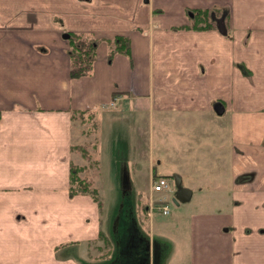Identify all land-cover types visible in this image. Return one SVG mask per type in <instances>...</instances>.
<instances>
[{
  "label": "crops",
  "instance_id": "1",
  "mask_svg": "<svg viewBox=\"0 0 264 264\" xmlns=\"http://www.w3.org/2000/svg\"><path fill=\"white\" fill-rule=\"evenodd\" d=\"M206 8L227 14L225 35L182 28L193 10ZM67 32L124 34L130 54L108 61L101 41L91 75L71 78ZM217 101L220 115L231 113L212 135L203 118L215 113ZM90 109L98 123L122 113L154 117L158 125L160 116L186 122L172 130L186 148L185 165L220 170L213 154L197 159L200 148H219L231 174L199 179L209 201L217 191V202L224 199L218 213L174 211L157 221L156 213H170L152 205L153 180L181 181L183 174L152 165L153 154L143 148L145 120L135 124L141 140L129 161L142 156L146 174L133 160L126 184L110 150V177H93L101 206L89 195L70 196V163H83L71 151L82 131L71 117ZM210 219L219 230L213 243ZM0 264H264V0H0Z\"/></svg>",
  "mask_w": 264,
  "mask_h": 264
},
{
  "label": "rangeland",
  "instance_id": "2",
  "mask_svg": "<svg viewBox=\"0 0 264 264\" xmlns=\"http://www.w3.org/2000/svg\"><path fill=\"white\" fill-rule=\"evenodd\" d=\"M81 1H88V0H81ZM106 27L108 25L106 24ZM93 35V33H90ZM228 63V62H227ZM231 112L228 110L225 112L224 115H218L216 113H211L208 116L203 118V123L205 124H212V135H218L219 134V128L217 126H220L221 124H227L226 120L228 119L229 115ZM160 120V124L158 125L157 121L155 120L154 117L151 119L147 116H142V117H136L133 118L131 116H125L124 113L118 116L117 120L113 123H110L109 121H106L104 119H101V121H97V119H93L95 123H97V129L96 131V136L98 137V143L96 144V151L99 152L98 154V159L100 161L99 165V171H98V180L101 182L103 181V175L102 174H107L110 177V172L107 170V164H108V152L111 150L113 154V160L115 164V169H117L115 172L119 175H123L125 183L127 184V173L129 170V167L131 169V165H129V162L135 160L137 162L138 167L142 165V172H147V163L142 164V156L139 158L138 155H134L131 157L132 160L129 161V151L133 146V142L135 143L137 140H141L139 138V134L135 130V124L138 123L140 126L142 125V122H145V128L147 129L146 136L144 140L142 141H148L149 144H144V149L146 150V153L148 155V152L153 154L154 156V161L152 165L156 168L158 172H166V174H170L171 171H175L174 168L182 173V180L180 181V186L181 187H190L193 190V198L192 200L185 201L179 203V205H175L172 202V197L175 195L176 192V181L173 178L169 179V182L172 186V193H154L153 198L154 200H158L159 197H164V202H167V205L169 207V213L170 215L167 216H162L156 213L154 215L155 218L159 220L161 219H167L172 216L174 211H181L185 215L186 214H191L194 211L200 212H208V213H218V206L219 205H224V199L220 202H217L218 197V191L216 192L215 197H211V201H209V196L206 194H203L205 192V189L200 186V181L199 179L205 175V172H209L210 174H221L223 172L224 174H231V166L229 165V162L224 159V157H220L218 155V151L213 149V147H210V153H207L205 150V153L203 151V148H200L198 151V160L199 162H203L206 158L205 155H212L215 156L216 158H221L219 160H213L210 161L211 163H219L220 164V170L218 169V165L216 164L215 166H206L204 164H195L190 162L189 164L185 165L184 164V159L187 160V157L185 154H182V150L186 149L185 147L183 148L182 146L178 145V143L181 141L179 138H175L174 133H172V130L179 126V128H186V122H180L178 120L176 123L174 122V118L171 116L167 117H158ZM121 120V121H120ZM83 127L88 128V125H80L78 122H75V126L77 127ZM158 125V127H156ZM152 126V127H151ZM167 129L170 134L169 137H161L158 133V131H162ZM78 130L77 128L74 129V133L77 134ZM171 134L172 137H171ZM81 135V134H80ZM79 135V136H80ZM213 140H211V143H213ZM142 141H139L136 144H142ZM191 147L193 145V150L195 151L198 148L199 142L193 140L190 142ZM209 143V145L211 144ZM175 144V146L173 145ZM183 145V144H182ZM128 146V149L126 148ZM142 149V147H141ZM180 152V157L176 156V153ZM192 152V150H190ZM95 155V152H93ZM204 154V155H202ZM213 156L208 157V160L213 158ZM146 161V160H145ZM161 163L159 164L158 162ZM77 162V161H76ZM165 162V163H164ZM159 164V165H158ZM135 165V164H134ZM146 169V170H144ZM114 173V172H113ZM121 177V176H120ZM109 180V178H108ZM113 181V179L111 180ZM222 183V182H221ZM145 184V181L142 180V185ZM225 186L223 187V192L228 191V186L224 182ZM110 198V196L108 197ZM132 198L130 194L126 193L125 198H124V203L125 205H128L127 199ZM205 201H204V199ZM216 199V202L213 201V199ZM227 201L229 203L230 201V196L227 197ZM206 203H208L209 206V211L205 210ZM136 205V204H135ZM135 205L133 210L131 211V220L135 219ZM156 220V219H155ZM162 223V222H160ZM210 229H211V242H216L218 241L219 238V230L216 226V221L215 219H210ZM216 226V228H215ZM157 238V237H155ZM165 242H168V244H171V241L168 239H165Z\"/></svg>",
  "mask_w": 264,
  "mask_h": 264
},
{
  "label": "trees",
  "instance_id": "3",
  "mask_svg": "<svg viewBox=\"0 0 264 264\" xmlns=\"http://www.w3.org/2000/svg\"><path fill=\"white\" fill-rule=\"evenodd\" d=\"M220 14V9H195L193 18L184 29L209 30L217 29L215 21L211 18V13ZM227 15V14H226ZM225 15V17H226ZM68 49L70 58L69 75L71 78H80L90 76L97 60V50L101 41H105L109 47L107 60L110 61L115 53L130 54V38L124 34H115L105 39H97L86 32H67ZM74 111L72 113V122H78L80 125H88V128L82 127L81 135L74 137L71 144V151L80 154L83 163L71 162L69 172L68 194L75 196L77 194L89 195L97 204L101 206L99 190L93 184V177L97 176L99 170V152L96 151L98 137L96 136L97 123L94 112ZM95 152V155L93 154Z\"/></svg>",
  "mask_w": 264,
  "mask_h": 264
},
{
  "label": "water",
  "instance_id": "4",
  "mask_svg": "<svg viewBox=\"0 0 264 264\" xmlns=\"http://www.w3.org/2000/svg\"><path fill=\"white\" fill-rule=\"evenodd\" d=\"M211 18L215 21L218 32L222 35H225L226 34V26L224 23L225 13H222L218 17H216L214 14L211 13ZM63 36L64 38H67L68 33H65ZM213 109L216 114L220 115L224 111V106L222 105V103L217 101L213 104ZM175 181H176L177 188H176L175 195L172 197V202L175 205H179V203L188 201L190 199L191 190L187 187H181L180 179H178L176 176H175Z\"/></svg>",
  "mask_w": 264,
  "mask_h": 264
},
{
  "label": "built area",
  "instance_id": "5",
  "mask_svg": "<svg viewBox=\"0 0 264 264\" xmlns=\"http://www.w3.org/2000/svg\"><path fill=\"white\" fill-rule=\"evenodd\" d=\"M114 103L111 102L110 105L112 106ZM152 190L156 193L164 192V191H170V184L169 181L166 177L164 176H158L153 180L152 184ZM164 200L160 199L158 202L153 203L160 212L163 214H168L169 213V207L167 205V202H162Z\"/></svg>",
  "mask_w": 264,
  "mask_h": 264
}]
</instances>
